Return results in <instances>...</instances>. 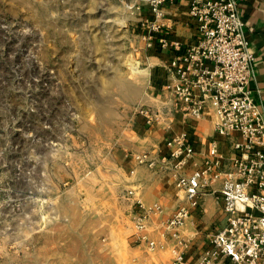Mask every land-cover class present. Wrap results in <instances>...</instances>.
<instances>
[{"label":"rangeland","instance_id":"obj_1","mask_svg":"<svg viewBox=\"0 0 264 264\" xmlns=\"http://www.w3.org/2000/svg\"><path fill=\"white\" fill-rule=\"evenodd\" d=\"M149 10L0 0V264H103L77 238L101 213L103 141L148 94Z\"/></svg>","mask_w":264,"mask_h":264},{"label":"crops","instance_id":"obj_2","mask_svg":"<svg viewBox=\"0 0 264 264\" xmlns=\"http://www.w3.org/2000/svg\"><path fill=\"white\" fill-rule=\"evenodd\" d=\"M238 1V12L256 55L255 78L250 88L264 112V0ZM159 7L160 14L149 10L147 19L151 27L147 34L150 54L148 94L132 103L133 108L128 107V117L116 130L114 140L103 141L101 213L94 224L84 223V234L79 238L75 231L77 223L69 222L59 231L68 245L74 238L83 242L85 258L91 262L98 258V252L103 257V264H170L173 242L168 239L169 232L162 223L179 206L188 205L185 193L175 185L177 176L193 174L203 166L210 157L212 142L217 145L220 167L228 169L233 165L235 154L231 143L238 136L226 138L217 133L219 117L211 106L199 119L186 114L169 89L174 81L170 63L198 40L197 26L189 14L190 0H166ZM176 42L181 44V50L171 46ZM141 109L155 113V121L148 124ZM181 134H187L195 153L185 166L176 169L164 158H169L171 153L168 140ZM140 154H149L155 164H140L136 159ZM221 182L218 180L205 190L202 208L192 210V216L180 229L181 235L190 242L186 258L191 263L211 248L210 237L226 225L223 201L217 193ZM137 202L149 208L156 205L161 208L160 213L150 216L144 231L147 239L155 242L153 248L147 242L137 240L133 222L138 211Z\"/></svg>","mask_w":264,"mask_h":264},{"label":"built area","instance_id":"obj_3","mask_svg":"<svg viewBox=\"0 0 264 264\" xmlns=\"http://www.w3.org/2000/svg\"><path fill=\"white\" fill-rule=\"evenodd\" d=\"M166 0H151L152 12L160 14V4ZM238 0H190L189 14L197 26L198 40L175 56L169 69L174 81L169 86L176 103L193 118H201L211 106L219 121L216 131L234 138L232 167H220V155L215 142L211 143L209 159L193 174H179L175 185L185 193L187 206H179L162 223L173 242L170 264H264V112L256 103L250 88L255 78L256 55L240 17ZM165 45H167L165 43ZM177 50L182 46L173 43ZM140 113L151 124L156 114L148 109ZM171 161L176 169L187 164L195 153L187 134L167 142ZM140 164H155L149 154L136 156ZM222 180L218 195L227 216L226 225L210 237L211 248L195 263L186 258L190 242L180 233L192 216V210L202 208L207 188ZM131 194V193H130ZM133 222L137 240L155 247L144 234L148 220L161 208L137 202Z\"/></svg>","mask_w":264,"mask_h":264}]
</instances>
